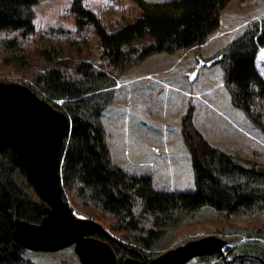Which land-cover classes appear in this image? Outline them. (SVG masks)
Masks as SVG:
<instances>
[{
  "label": "trees",
  "instance_id": "16d2710c",
  "mask_svg": "<svg viewBox=\"0 0 264 264\" xmlns=\"http://www.w3.org/2000/svg\"><path fill=\"white\" fill-rule=\"evenodd\" d=\"M140 14L107 30L100 16L72 0L78 33L86 35L90 60L68 62L49 48L36 49L33 6L37 0H0V73H20L28 87L69 118L61 150L64 198L79 212L105 223L96 236L112 248L118 264L129 256L148 261L170 227L207 206L225 217L256 224L248 238L264 239V153L243 147L235 156L206 142L182 119V138L190 156L193 192L160 191L149 175L126 172L111 162L101 122L114 75L147 56L182 55L201 46L219 26L229 0H132ZM256 0H239L252 6ZM264 46V21L250 23L218 55L232 104L264 132V79L255 58ZM0 81H5L1 79ZM60 101V106L55 102ZM45 206L37 180L10 147L0 148V264H23L24 251L12 239L13 221L39 223ZM238 264H264V243L244 242ZM197 264H229L221 255H205Z\"/></svg>",
  "mask_w": 264,
  "mask_h": 264
},
{
  "label": "rangeland",
  "instance_id": "374dc122",
  "mask_svg": "<svg viewBox=\"0 0 264 264\" xmlns=\"http://www.w3.org/2000/svg\"><path fill=\"white\" fill-rule=\"evenodd\" d=\"M238 1L229 0L220 15L219 26L198 48L182 55L154 53L113 76L114 84L102 92H109L111 98L101 113L113 165L132 174L149 175L156 190L193 192L190 156L181 132L182 119L188 113L193 127L211 146L233 156L243 147L264 153V132L232 104L224 85V70L216 62L221 50L250 23L264 21V0H256L246 8H240ZM71 3L72 0H37L32 8L34 47L55 50L58 58L71 63L90 60L86 35L77 32L69 12ZM82 4L100 16L107 30L140 14L132 0H82ZM255 67L264 79V46L258 51ZM1 79L30 84L13 71L3 70ZM69 204L76 217L93 219L107 231L103 221ZM256 221V218L246 222L225 217L203 206L170 227L153 251L159 255L187 241L214 235L225 241L221 258L229 264H238L239 248L244 242L258 239L264 243L262 238L245 235L250 231L249 224L255 225ZM198 258L185 264H197ZM23 261V264H80L73 246L53 252L25 250Z\"/></svg>",
  "mask_w": 264,
  "mask_h": 264
},
{
  "label": "water",
  "instance_id": "95a60500",
  "mask_svg": "<svg viewBox=\"0 0 264 264\" xmlns=\"http://www.w3.org/2000/svg\"><path fill=\"white\" fill-rule=\"evenodd\" d=\"M69 118L28 86L0 81V148L10 147L37 180L45 206L39 223L14 219L12 239L25 250L53 252L68 246L80 264H118L110 245L98 238L107 233L98 222L76 217L64 198L61 150ZM264 173L263 166H256ZM225 241L203 236L168 249L148 261L125 257L122 264H185L194 257L222 255Z\"/></svg>",
  "mask_w": 264,
  "mask_h": 264
},
{
  "label": "crops",
  "instance_id": "0c3cea01",
  "mask_svg": "<svg viewBox=\"0 0 264 264\" xmlns=\"http://www.w3.org/2000/svg\"><path fill=\"white\" fill-rule=\"evenodd\" d=\"M262 48V47H261ZM258 54V53H257ZM256 57H257V55H256ZM255 65H256V58H255Z\"/></svg>",
  "mask_w": 264,
  "mask_h": 264
}]
</instances>
